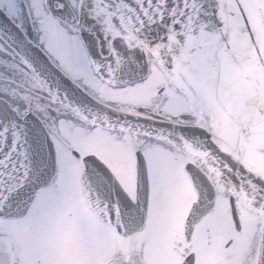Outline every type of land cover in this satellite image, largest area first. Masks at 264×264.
<instances>
[{
    "label": "snow or ice",
    "instance_id": "6c2138e0",
    "mask_svg": "<svg viewBox=\"0 0 264 264\" xmlns=\"http://www.w3.org/2000/svg\"><path fill=\"white\" fill-rule=\"evenodd\" d=\"M0 264H264V0H0Z\"/></svg>",
    "mask_w": 264,
    "mask_h": 264
}]
</instances>
